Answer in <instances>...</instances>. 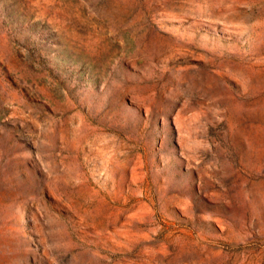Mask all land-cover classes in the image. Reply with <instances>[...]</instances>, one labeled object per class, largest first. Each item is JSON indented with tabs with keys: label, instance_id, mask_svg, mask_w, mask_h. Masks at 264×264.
I'll return each mask as SVG.
<instances>
[{
	"label": "rangeland",
	"instance_id": "obj_1",
	"mask_svg": "<svg viewBox=\"0 0 264 264\" xmlns=\"http://www.w3.org/2000/svg\"><path fill=\"white\" fill-rule=\"evenodd\" d=\"M0 264H264V0H0Z\"/></svg>",
	"mask_w": 264,
	"mask_h": 264
}]
</instances>
